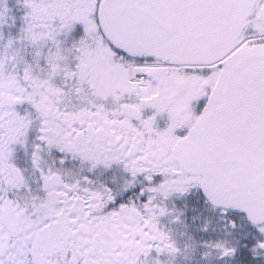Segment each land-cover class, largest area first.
Wrapping results in <instances>:
<instances>
[{
	"label": "snow or ice",
	"instance_id": "obj_1",
	"mask_svg": "<svg viewBox=\"0 0 264 264\" xmlns=\"http://www.w3.org/2000/svg\"><path fill=\"white\" fill-rule=\"evenodd\" d=\"M0 264H264V0H0Z\"/></svg>",
	"mask_w": 264,
	"mask_h": 264
}]
</instances>
